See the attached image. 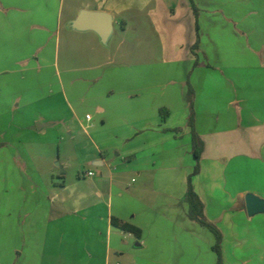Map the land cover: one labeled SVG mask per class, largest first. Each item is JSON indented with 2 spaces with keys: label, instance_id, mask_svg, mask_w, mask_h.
<instances>
[{
  "label": "crops",
  "instance_id": "1",
  "mask_svg": "<svg viewBox=\"0 0 264 264\" xmlns=\"http://www.w3.org/2000/svg\"><path fill=\"white\" fill-rule=\"evenodd\" d=\"M83 10L110 14L106 42L75 28ZM188 83L192 184L223 263L264 264V213L245 204L264 198V0H0V264H216L182 201Z\"/></svg>",
  "mask_w": 264,
  "mask_h": 264
},
{
  "label": "trees",
  "instance_id": "2",
  "mask_svg": "<svg viewBox=\"0 0 264 264\" xmlns=\"http://www.w3.org/2000/svg\"><path fill=\"white\" fill-rule=\"evenodd\" d=\"M195 8V7H194ZM196 10V8H195ZM197 11V10H196ZM195 45L194 48H196ZM187 99L189 103L190 114L188 118V125L191 128L192 132V142H193V154L196 159V166L193 173L189 176L188 181V190L183 198V202H187L189 205L188 215L189 217L198 222L203 227L209 229L215 236L216 242L213 245V250L217 255V263L216 264H224L223 263V250H222V242H223V233L221 229L211 221L205 214V205L199 195L196 193L194 186L192 184L193 176L199 174L201 170V156L204 150V141L197 132L195 128V93L193 87L188 83V92H187ZM114 224L121 228L126 232H131L136 236H141V229L129 224L127 222H123L117 219H114Z\"/></svg>",
  "mask_w": 264,
  "mask_h": 264
},
{
  "label": "water",
  "instance_id": "3",
  "mask_svg": "<svg viewBox=\"0 0 264 264\" xmlns=\"http://www.w3.org/2000/svg\"><path fill=\"white\" fill-rule=\"evenodd\" d=\"M78 30H94L102 40L106 42L111 34L112 19L110 14L105 12H91L83 10L74 22ZM246 210L249 216L264 213V198L247 193L245 195Z\"/></svg>",
  "mask_w": 264,
  "mask_h": 264
},
{
  "label": "rangeland",
  "instance_id": "4",
  "mask_svg": "<svg viewBox=\"0 0 264 264\" xmlns=\"http://www.w3.org/2000/svg\"><path fill=\"white\" fill-rule=\"evenodd\" d=\"M134 35H135L134 30H132V32H130V34H128L126 36V39H127V42H128L127 46L134 45V43H135ZM139 36H141V35H139ZM119 39L120 38H119L118 34L113 38V40L111 41V44H110V49L111 50L114 51ZM151 44H154L155 46H157L156 50L158 51V53H157V51H155V53L160 56V53H159L160 52L159 42H158V40L156 39V37L154 35L150 34L149 37L148 36H144V35L142 36V45L145 47V49H144V56L145 57L144 58H146V55H147L146 47L151 45ZM106 49H109V48H106ZM73 53L75 55V59H74V62H76L75 66L82 67V66H87V65L91 64L90 61H88V57L90 55V51L89 50L80 49L79 51H74ZM81 108H82L84 114H85V112H89L90 115H91V109H87L85 106H82ZM81 134H82V131H81ZM52 138H54V140H55L56 136H54V134H53ZM54 149H55L54 146H53V148L50 147V151H53ZM54 152H55V155H56L57 154V147H56ZM56 162L60 163V159H58ZM78 170H79V165L77 164V160L74 157L72 159V164H71V167L69 169V172H70V174L78 175Z\"/></svg>",
  "mask_w": 264,
  "mask_h": 264
},
{
  "label": "built area",
  "instance_id": "5",
  "mask_svg": "<svg viewBox=\"0 0 264 264\" xmlns=\"http://www.w3.org/2000/svg\"><path fill=\"white\" fill-rule=\"evenodd\" d=\"M87 119H88V120H91V115H87ZM93 174H94V173L91 172V171L87 172V175H89V176H92Z\"/></svg>",
  "mask_w": 264,
  "mask_h": 264
}]
</instances>
